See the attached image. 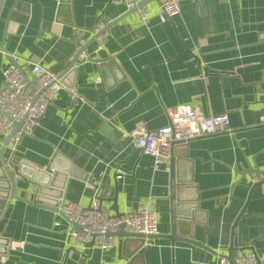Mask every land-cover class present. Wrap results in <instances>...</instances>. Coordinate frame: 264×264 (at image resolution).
<instances>
[{
    "label": "crops",
    "instance_id": "crops-1",
    "mask_svg": "<svg viewBox=\"0 0 264 264\" xmlns=\"http://www.w3.org/2000/svg\"><path fill=\"white\" fill-rule=\"evenodd\" d=\"M158 6L148 0L143 21L122 0H3L0 87L9 60L32 81L31 62L62 74L83 51L62 80L79 97L62 89L32 134L4 149L22 165L8 164L0 264H217L234 241L233 256L264 260V174L240 175L264 170V0H181L164 21ZM187 105L227 113L230 131L175 146L172 172L131 146V131L159 128L168 109ZM51 169L46 187L63 184L64 199L82 207L95 188L112 215L113 196L121 214L147 204L158 236L136 256L116 235L111 248H82L62 215L35 202ZM177 220L182 239L160 236Z\"/></svg>",
    "mask_w": 264,
    "mask_h": 264
},
{
    "label": "built area",
    "instance_id": "built-area-1",
    "mask_svg": "<svg viewBox=\"0 0 264 264\" xmlns=\"http://www.w3.org/2000/svg\"><path fill=\"white\" fill-rule=\"evenodd\" d=\"M143 0H122L127 10L136 8L141 20L146 21L147 12L143 6H138ZM181 0H159L157 17L159 20H169L180 11ZM29 72L35 77L27 79L21 68L10 64L3 71V83L0 89L1 140L12 129V122L19 121L20 126L8 140L6 147L12 151L17 149L22 136L31 135L38 120L45 113L48 105L54 102L62 89H67L72 99L79 94L73 85H65L62 75L54 72L39 62H31ZM167 123L159 128L148 129L139 127L129 133L131 146L141 153L153 158L155 165L169 162L172 146L175 143H188L198 137L230 131L227 113L202 114L197 106H182L167 110ZM258 122L264 124V113L260 114ZM53 169H51L52 171ZM120 174H117L119 177ZM88 186L93 187L88 183ZM59 212L67 222L77 224L80 230H71L76 242L82 248L97 245L101 249L113 246V233L123 224L127 231L145 235L157 233V214L147 204H139L134 210L121 215H112L104 207L98 197L97 189L93 190L90 204L86 207L65 200L63 195L58 198ZM217 264H229L221 255ZM232 264H264L254 252L238 251L233 256Z\"/></svg>",
    "mask_w": 264,
    "mask_h": 264
},
{
    "label": "water",
    "instance_id": "water-1",
    "mask_svg": "<svg viewBox=\"0 0 264 264\" xmlns=\"http://www.w3.org/2000/svg\"><path fill=\"white\" fill-rule=\"evenodd\" d=\"M148 0H143L138 6H143ZM3 3V0H0V8H1V5ZM136 8H133L132 10H135ZM119 19H121V17L115 19V20H112L110 22V24L118 21ZM5 24H6V29H7V26H8V20H4ZM6 33L7 31L4 30L3 32V35H2V41L0 43V51H4V48H3V41H4V38L6 36ZM83 51V50H80L78 52V54L76 56H74V58L71 60L70 64H68V66L65 68V70L62 72V80H63V75L65 73H67L68 71L71 70V68L73 67V64L76 62V59H77V56L79 55V53ZM8 57L10 56H7V59ZM11 61V63H13L15 66H17L18 68H21L20 65L13 61V60H9ZM27 79L28 77L25 76ZM35 79L34 76H32V81ZM2 88V86L0 87V89ZM0 113L1 114H4L8 119V115L5 114L4 112H2L0 110ZM20 126V122L19 121H13L12 122V129L11 131L8 133V135L4 138L3 140V143H2V146L0 147V215L2 213V210L4 209V206L6 204V201L7 199L9 198V183L11 182V172H10V166L8 164H16L17 165V168L15 171H20V165H22L21 161L20 160H13L11 161V163H7V161L4 159V155H3V152H4V149L8 143V140L10 139V137L13 135L14 132H16L18 130ZM188 143H175L173 146H172V150H171V156H170V159H169V170L170 172H172L173 170V166H174V148L175 146L177 145H187ZM51 167H54V162H52L51 164ZM22 170V169H21ZM38 171H41V170H38ZM57 173L56 170L54 171H50V170H47L45 172H43V176L39 177L37 179V181L40 182V186H39V190L37 192V196L35 198V202L40 205V206H43V207H46V208H49L50 210L54 211V212H57L60 214L59 212V209H58V206H59V202H58V198L61 197L63 195V184H61L58 188L56 189H51L49 187H46V185L50 184L51 185V179L53 178V176ZM251 173H258V174H264V170H260L258 168H256V166L254 165L253 167H249V170H246L245 172H240V175L243 177L245 175H251ZM36 177V176H35ZM31 178V177H30ZM6 182V184H2V182ZM53 180V179H52ZM263 180H260V182H262ZM259 181L258 182H254L252 184V187L255 186L256 184L260 183ZM3 185V186H1ZM51 190L50 191H47V190ZM3 190V191H2ZM99 201L100 203L102 204V199L99 198ZM110 201H112V206H111V210L114 212V215H121V213L119 212L118 210V207H117V204H116V197L113 196V198L110 199ZM180 223V220H177L175 221L174 223H172V228H171V231L170 233L168 234H162L160 236H164L166 238H168L171 242H174L176 240H179V239H182L180 238V235L177 234V229L176 227L178 226V224ZM72 229L73 230H80L81 227L77 224H72ZM109 235H116V236H119L120 238H123L124 240H122L121 244L124 245L126 243H129V244H133V248L131 250V255H140L137 253L138 249H140V247L143 246L144 242H145V239H149V238H154L158 235L155 234H149V235H145V234H142V233H133V232H129L126 230L125 226L123 224L119 225L118 227V230H116L115 232L113 233H107ZM189 237V236H188ZM234 247H236V243L235 241L231 244V248H229L228 250V254L227 255H223L226 257V259L229 261V264H232L233 262V255H232V251L234 249ZM90 248H92V245L90 244ZM130 257V254L129 256Z\"/></svg>",
    "mask_w": 264,
    "mask_h": 264
}]
</instances>
